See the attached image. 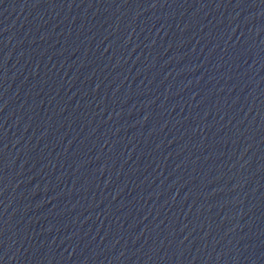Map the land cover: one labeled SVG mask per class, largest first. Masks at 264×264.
Wrapping results in <instances>:
<instances>
[{"label":"water","instance_id":"water-1","mask_svg":"<svg viewBox=\"0 0 264 264\" xmlns=\"http://www.w3.org/2000/svg\"><path fill=\"white\" fill-rule=\"evenodd\" d=\"M0 264H264V0H0Z\"/></svg>","mask_w":264,"mask_h":264}]
</instances>
